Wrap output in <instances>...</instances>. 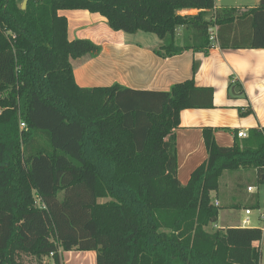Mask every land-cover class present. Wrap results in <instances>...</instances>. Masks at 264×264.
Returning <instances> with one entry per match:
<instances>
[{"label":"trees","instance_id":"obj_1","mask_svg":"<svg viewBox=\"0 0 264 264\" xmlns=\"http://www.w3.org/2000/svg\"><path fill=\"white\" fill-rule=\"evenodd\" d=\"M22 1L0 0V264H49L50 253L51 264H63L61 251L72 250L96 251L95 264H259L261 228L206 227L229 208L211 198L223 172L252 169L256 184L264 181V126L245 138L237 130L231 146L203 127L207 157L182 185L172 133L182 110L214 107L213 88L193 76L169 91L82 88L70 60L100 48L69 40L59 11L168 37L155 52L171 57L210 48L212 25L222 49H264V2L212 9L213 0H27L21 9ZM184 8L200 11L179 14Z\"/></svg>","mask_w":264,"mask_h":264},{"label":"crops","instance_id":"obj_2","mask_svg":"<svg viewBox=\"0 0 264 264\" xmlns=\"http://www.w3.org/2000/svg\"><path fill=\"white\" fill-rule=\"evenodd\" d=\"M262 2L264 0H213L212 9H248ZM199 11L184 8L178 13L192 15ZM59 14L67 19L69 40L86 38L102 48L96 55L87 54L70 60L75 81L82 88L118 84L123 88L169 91L175 83L192 76L196 85L213 88L214 107L182 110L180 125L172 133L177 177L182 185L187 183L191 172L207 157L203 127L215 128L216 142L221 146H231L237 130L247 131L264 126V49H222L217 42L211 41L212 46L206 50L188 49L171 57H161L155 51L160 45L168 43V37L149 43L139 39L137 32H112L107 28L105 18L98 13L78 9L60 10ZM181 29L183 27L178 28L177 33ZM194 63L196 71L193 75ZM230 87L233 91L231 95ZM239 107L242 110L249 107L251 112L242 116ZM242 171L235 170L232 174L223 172L218 190L211 192L213 202L217 201L219 206H229L220 209L232 210L236 216L233 214L232 220H223L219 209L217 221L209 224L206 230L259 227L263 235L255 245L264 250V223H258V219L264 218V197L258 191L253 192L254 183H244L245 173ZM223 177L226 179L222 186ZM258 185L263 191L264 181ZM248 187H252V190L249 191ZM256 201L258 213L254 215L250 206ZM246 210L250 211L249 214H246ZM245 219L247 223L244 224ZM262 261L261 257L259 264Z\"/></svg>","mask_w":264,"mask_h":264},{"label":"rangeland","instance_id":"obj_3","mask_svg":"<svg viewBox=\"0 0 264 264\" xmlns=\"http://www.w3.org/2000/svg\"><path fill=\"white\" fill-rule=\"evenodd\" d=\"M23 2V1H22ZM22 4V3H21ZM206 18L208 20H211L210 15L206 16ZM97 27V26H95ZM99 28V26H98ZM107 28H109L110 30H112L108 25ZM215 27L212 25L209 27V30H214ZM87 31H90L89 29ZM86 31V32H87ZM112 32H115L114 30H112ZM125 33V32H124ZM139 39H145L147 42L149 43H155L157 42L159 39L156 35L152 34V33H146V32H142L139 31L137 32V35ZM176 38V42L177 44L182 45L184 43V29H181L178 33L176 32L175 35ZM188 41L190 40L189 38L187 39ZM159 42V41H158ZM101 48V47H100ZM102 49V48H101ZM233 93L232 91V87L229 88V94L231 95ZM243 170L242 172L245 173V184L250 182V183H254L253 185H255L253 192H259L260 194H262V196L264 197V190L262 191L261 187H257L259 185L256 184V180H255V174L253 172L252 169H241ZM234 171H228V174ZM241 172V171H240ZM226 177H223L222 180V186L224 185ZM109 198H104V199H100L99 201H105L108 200ZM237 210H239V208H236ZM253 212L252 214L256 215L258 213V209L257 208H253L252 209ZM220 213H221V218L223 220H230L232 217V215H235V212L232 210H226V209H220ZM236 216V215H235ZM232 220V219H231ZM259 220V224L263 225L264 223V218L258 219ZM261 250V257L263 259L261 264H264V250L263 248L260 249ZM63 252L62 256H63V264H95V258H96V251H61V253ZM47 261L49 262V264L52 263L51 258L48 257Z\"/></svg>","mask_w":264,"mask_h":264},{"label":"built area","instance_id":"obj_4","mask_svg":"<svg viewBox=\"0 0 264 264\" xmlns=\"http://www.w3.org/2000/svg\"><path fill=\"white\" fill-rule=\"evenodd\" d=\"M210 33H211V36H210V40L211 41H215V29L214 30H209ZM24 127V123L20 122V128H23ZM236 136L238 138H245L247 137V131L246 130H238L237 133H236ZM248 190H252V187H248ZM215 205H218V202L215 201L214 202ZM249 210H246V214H249ZM247 223V219L244 220V224ZM52 256V253H50L49 257Z\"/></svg>","mask_w":264,"mask_h":264},{"label":"water","instance_id":"obj_5","mask_svg":"<svg viewBox=\"0 0 264 264\" xmlns=\"http://www.w3.org/2000/svg\"><path fill=\"white\" fill-rule=\"evenodd\" d=\"M26 2H27V0H23V2H22V4H21V9H24L25 8V6H26ZM239 88H237V90H238Z\"/></svg>","mask_w":264,"mask_h":264}]
</instances>
